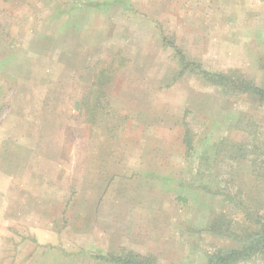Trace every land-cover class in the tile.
I'll return each mask as SVG.
<instances>
[{
  "label": "rangeland",
  "instance_id": "374dc122",
  "mask_svg": "<svg viewBox=\"0 0 264 264\" xmlns=\"http://www.w3.org/2000/svg\"><path fill=\"white\" fill-rule=\"evenodd\" d=\"M59 2L0 0V127L26 130L29 148L37 137L55 145L27 190L13 179V207L29 213L0 237V264H206L241 248L264 217V101L192 68L264 85V0H123L105 19L97 1L72 8V20L55 15ZM59 18L74 36L58 47ZM105 70L87 114L82 101ZM36 226L57 243L41 246Z\"/></svg>",
  "mask_w": 264,
  "mask_h": 264
},
{
  "label": "crops",
  "instance_id": "0c3cea01",
  "mask_svg": "<svg viewBox=\"0 0 264 264\" xmlns=\"http://www.w3.org/2000/svg\"><path fill=\"white\" fill-rule=\"evenodd\" d=\"M70 1V0H69ZM69 1H63L60 0L58 7L61 8V12L58 14H55L56 16L58 15L59 17L62 14H69V19L72 18L74 19V13L72 8H77L80 6L86 7L89 6V4H95L97 1L99 4L104 8L106 14L103 16L104 19L106 17L110 16V7L115 5V4H122L123 0H76L75 3L72 2L71 5H68L66 7L67 3ZM74 1V0H71ZM110 1V2H109ZM224 2V4H230L229 2H233V0H219ZM115 2V3H114ZM154 2V0H152ZM111 5V6H110ZM100 7V11L103 10V8ZM119 8V7H118ZM103 10V11H104ZM55 18V17H53ZM58 18V17H57ZM66 18H59L58 23L56 22L57 26L60 27L61 29V35H60V41L55 38L54 39V45L58 47L61 44H69L70 38H72L70 35L74 36V27H67V26H59L62 25L64 20ZM70 19V20H72ZM109 21V19L107 20ZM111 23V21H109ZM78 29H81V26L78 27ZM65 30V31H64ZM67 30V31H66ZM78 31V30H77ZM42 33H40L41 35ZM67 34L69 37L64 36ZM76 34V33H75ZM39 36V34H37ZM71 44V43H70ZM76 45V43H74ZM36 48V47H35ZM33 49V48H32ZM35 53L37 52L38 55L40 53V48L34 49ZM87 52H93L92 47H88ZM4 70V69H3ZM5 71V70H4ZM36 71L37 68H36ZM4 74V72H3ZM11 114V115H10ZM13 112L9 113V119H12ZM18 116H21L20 113H15L13 117L17 118ZM32 117H35L36 120H38V126H37V131L36 134L37 136H41L43 133L44 127L46 125H42L44 116L40 114L37 111L32 112ZM39 117V118H38ZM48 117V116H47ZM22 118V116H21ZM23 119H28L27 117H23ZM23 127L26 128L27 123L22 124ZM1 129L4 130V132L1 131ZM52 130H55L54 128H51ZM7 131V133H6ZM3 133V136H6L4 140L0 141V237L3 235L6 237H10L9 231L11 230V227L13 228V223L15 222V218L21 215H24L26 213H29L28 210H21L22 208H14L13 207V179H16L14 183H20L21 186H19L22 189L27 190V180L30 178L29 177V172L31 169L35 166L38 167V164H44V162H48L49 159H52L50 156L46 157L44 152L47 154V152H50V150L55 148V145L51 144V147L49 148V144H45L44 142L41 141L40 137L36 138L35 146H32L29 148L28 142H27V131L24 129H16L15 131L12 130L9 126L0 127V135ZM9 138V139H8ZM11 138V139H10ZM8 139V140H7ZM14 139V142H13ZM16 140V141H15ZM19 141V142H18ZM37 143V144H36ZM29 149H30V154H29ZM49 149V150H48ZM46 150V151H45ZM13 152H16L17 154H13ZM30 155V157H29ZM46 158V159H45ZM54 160V159H53ZM52 160V161H53ZM58 164V163H57ZM16 171L14 175H12L11 170ZM18 169V170H17ZM18 174V175H17ZM17 187V188H19ZM19 188V190H20ZM23 191V190H20ZM19 191V194H20ZM18 196L20 197V195ZM38 214V212L36 211ZM35 234V238L38 242L42 243L41 246L44 244H49L50 246H54L57 243L56 238H53L54 236L51 235L52 229H46L43 228L42 226H36V228H32ZM8 232V234H6ZM45 233H50L49 235ZM46 235V237H44ZM48 236V238H47ZM4 238V237H3ZM51 238V239H49ZM55 239V240H54ZM24 242V241H23ZM6 243H0V262L3 260V258L6 256L3 254V248L5 247Z\"/></svg>",
  "mask_w": 264,
  "mask_h": 264
},
{
  "label": "trees",
  "instance_id": "16d2710c",
  "mask_svg": "<svg viewBox=\"0 0 264 264\" xmlns=\"http://www.w3.org/2000/svg\"><path fill=\"white\" fill-rule=\"evenodd\" d=\"M184 58H182V60ZM188 63L190 62L186 60V62H183V65L187 66ZM192 70H196L198 75L206 81L213 84L223 85L224 87H231L241 93L255 95L258 100L264 101V85H256L247 79L245 75L238 73L236 70L229 73L211 72L204 68H200L198 65H194ZM110 73L112 72H107L106 70L95 72L90 90L82 101L81 108H83L87 114L92 115V111L100 106L101 98L104 96V91H102V89L108 84ZM95 93L99 95L96 96ZM87 95H90L91 98ZM183 142L186 145V149L189 150L192 141L190 136H188V132L184 134ZM254 223L256 225L254 231L247 235V242L241 248L220 249L217 253L208 258L206 264H230L233 261L243 259L254 253L261 255L264 264V217L256 218ZM111 260L119 264H156L146 258L145 260H142L140 258L135 259L130 256H119L111 258Z\"/></svg>",
  "mask_w": 264,
  "mask_h": 264
}]
</instances>
